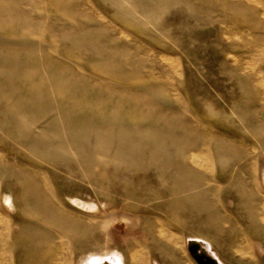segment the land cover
I'll use <instances>...</instances> for the list:
<instances>
[{
    "label": "rangeland",
    "instance_id": "374dc122",
    "mask_svg": "<svg viewBox=\"0 0 264 264\" xmlns=\"http://www.w3.org/2000/svg\"><path fill=\"white\" fill-rule=\"evenodd\" d=\"M263 208L264 0H0V264H264Z\"/></svg>",
    "mask_w": 264,
    "mask_h": 264
},
{
    "label": "bare ground",
    "instance_id": "6f19581e",
    "mask_svg": "<svg viewBox=\"0 0 264 264\" xmlns=\"http://www.w3.org/2000/svg\"><path fill=\"white\" fill-rule=\"evenodd\" d=\"M198 163H199V161L192 160V164L194 165V167L198 168ZM242 173L240 172V174L236 175L235 178L240 183V187H241L240 191H243L242 194H244V196H245L244 199L250 203V201L253 198V194L250 192V189H249V186H248V181H246V179H244V177L242 176ZM198 178H199L198 177V173L197 172L193 173L192 174V180H190V183L186 182V183L183 184L182 192L192 191L193 189H191V188H195L196 185L202 184L201 181H199ZM207 178H209V177H207ZM197 187H199V186H197ZM206 194H207V197H206ZM208 196H210L212 198L213 190H211V189L200 190L195 195L193 194L191 196V199L194 202L200 201L198 203V205H197L199 209H202V210L207 211L208 213H211V215L209 216V217H211L210 221L216 220L217 224H222L223 220L219 219V218H216L214 216L215 214H214V212L212 210L214 208V206H213V204H211L212 201H210V199H209L210 197H208ZM206 200L208 202H206ZM46 201H47L46 198H43L39 202L35 201V200L32 201V200L28 199V206L31 207L30 211L36 213L38 215V217H43L44 219H46L45 221H43V220L41 221L43 224H46V223L48 224V222H49L52 225H57L58 226L62 222L70 221L69 218L65 217L64 215H62L58 211H55L53 208H51L50 205ZM251 217L253 218V220L251 221L253 223V226H252L253 230L255 229V230L261 232L263 237H264V208L262 210H260L258 215H254L253 214ZM224 225H225L224 229L227 232H229V231L230 232H234V229L231 226H229L227 223H224ZM231 234H233V233H230V235ZM234 235L236 237V233ZM37 237H39V239H38L39 242H43L44 238H45V235H42V234L38 235V234L32 233L31 240L35 241V239H37ZM235 249H236V251L238 250L237 248H235ZM211 260L215 264H217V262L215 260H213V259H211Z\"/></svg>",
    "mask_w": 264,
    "mask_h": 264
},
{
    "label": "water",
    "instance_id": "95a60500",
    "mask_svg": "<svg viewBox=\"0 0 264 264\" xmlns=\"http://www.w3.org/2000/svg\"><path fill=\"white\" fill-rule=\"evenodd\" d=\"M199 247L197 244H192L189 246V252L193 256L194 261L196 264H215L209 256L205 255L204 253H198Z\"/></svg>",
    "mask_w": 264,
    "mask_h": 264
},
{
    "label": "crops",
    "instance_id": "0c3cea01",
    "mask_svg": "<svg viewBox=\"0 0 264 264\" xmlns=\"http://www.w3.org/2000/svg\"><path fill=\"white\" fill-rule=\"evenodd\" d=\"M214 193V192H213ZM206 197H207V194H206ZM208 197H210V196H208ZM213 197V196H212Z\"/></svg>",
    "mask_w": 264,
    "mask_h": 264
}]
</instances>
